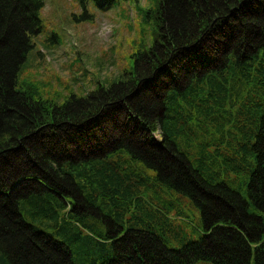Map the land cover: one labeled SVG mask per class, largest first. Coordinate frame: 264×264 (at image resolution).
Masks as SVG:
<instances>
[{"label": "trees", "instance_id": "obj_1", "mask_svg": "<svg viewBox=\"0 0 264 264\" xmlns=\"http://www.w3.org/2000/svg\"><path fill=\"white\" fill-rule=\"evenodd\" d=\"M153 5L59 104L25 76L43 0H0V264H264V0Z\"/></svg>", "mask_w": 264, "mask_h": 264}, {"label": "rangeland", "instance_id": "obj_2", "mask_svg": "<svg viewBox=\"0 0 264 264\" xmlns=\"http://www.w3.org/2000/svg\"><path fill=\"white\" fill-rule=\"evenodd\" d=\"M44 1L40 16L44 34L53 41L57 37L61 47L47 49L50 44L41 38L40 46L28 60L32 69L25 74L32 77V82L46 83L44 90L39 88L44 99L60 104L73 91L81 93L90 84H93L90 91H94L96 82L117 78L123 70L132 69L134 54L146 51L153 43L151 23L146 38L133 35L132 31L138 32L140 21L136 16L132 19L134 7L131 4L117 6L108 15L100 13L93 4H89L91 10L85 12L78 0ZM85 17L89 20L87 23ZM40 48L45 49L42 57L37 53ZM109 132L118 134L120 130L111 127ZM79 142L82 140L73 139L70 146L78 147ZM21 156L9 159V165L19 164V160L23 163Z\"/></svg>", "mask_w": 264, "mask_h": 264}]
</instances>
